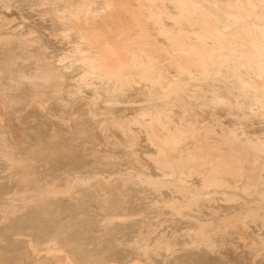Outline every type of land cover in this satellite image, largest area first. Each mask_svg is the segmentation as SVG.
Segmentation results:
<instances>
[{
	"label": "bare ground",
	"instance_id": "obj_1",
	"mask_svg": "<svg viewBox=\"0 0 264 264\" xmlns=\"http://www.w3.org/2000/svg\"><path fill=\"white\" fill-rule=\"evenodd\" d=\"M0 264H264V0H0Z\"/></svg>",
	"mask_w": 264,
	"mask_h": 264
}]
</instances>
